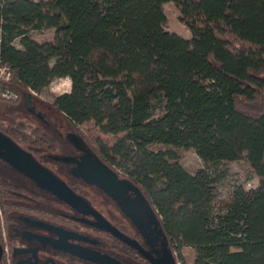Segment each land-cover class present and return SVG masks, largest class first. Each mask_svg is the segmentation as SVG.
<instances>
[{
    "label": "trees",
    "instance_id": "trees-1",
    "mask_svg": "<svg viewBox=\"0 0 264 264\" xmlns=\"http://www.w3.org/2000/svg\"><path fill=\"white\" fill-rule=\"evenodd\" d=\"M170 2L191 38L167 29ZM45 30L50 40L33 36ZM0 66L13 74L3 86L24 89L10 102L70 78L51 106L140 184L182 263L264 264V0H0ZM3 131L36 152L59 147L41 126ZM181 148L206 167L187 171ZM238 160L259 183L220 198Z\"/></svg>",
    "mask_w": 264,
    "mask_h": 264
},
{
    "label": "flooded vegetation",
    "instance_id": "flooded-vegetation-1",
    "mask_svg": "<svg viewBox=\"0 0 264 264\" xmlns=\"http://www.w3.org/2000/svg\"><path fill=\"white\" fill-rule=\"evenodd\" d=\"M71 133L64 140L56 130L60 151L36 152L21 145L83 198L87 206L78 210L39 187L7 162L0 150V190L6 194L0 218V264H179L172 239L140 184L121 175ZM95 157L116 173L114 190L85 177ZM64 240L91 253L87 257L68 254L56 247L67 245Z\"/></svg>",
    "mask_w": 264,
    "mask_h": 264
},
{
    "label": "rangeland",
    "instance_id": "rangeland-1",
    "mask_svg": "<svg viewBox=\"0 0 264 264\" xmlns=\"http://www.w3.org/2000/svg\"><path fill=\"white\" fill-rule=\"evenodd\" d=\"M168 21L166 24L167 29L179 33L180 35L191 38L192 32L189 27L181 20L180 9L174 3H167L164 6ZM54 35V30H45L41 32H34L33 36L40 42L50 40ZM15 45L20 47V40L15 41ZM5 67V66H3ZM0 66V81L9 82L13 81V74H9L8 70H1ZM11 73V71H10ZM69 78H57L42 92L37 93L30 90L33 93L31 104L32 108L36 110L32 112L31 104L27 100L19 102H10V100L0 98V129H6L10 125H16L20 122L30 124L32 126H41L46 130L53 131L56 134V130L61 132V136L65 138L68 132H73V129L55 108L51 105L55 98L63 93L68 92ZM14 90L23 92L24 89L21 86L13 85ZM72 88V85H71ZM31 110V111H30ZM41 114V115H40ZM79 130L84 131L83 127H79ZM78 132V130L76 129ZM79 131V132H81ZM25 145V144H24ZM27 146V145H26ZM55 151H60L57 147ZM180 154V162L183 167L194 174L199 169L205 168L204 161L191 149H178ZM228 165V177L219 183L220 198L229 196L230 190L233 185H242L246 189L255 188L259 180L253 174L250 165L244 160L230 161ZM1 203V200H0ZM2 205V204H1ZM183 258L186 263H191L194 260L195 252L190 247H184L182 249ZM179 264H184L178 259Z\"/></svg>",
    "mask_w": 264,
    "mask_h": 264
},
{
    "label": "water",
    "instance_id": "water-1",
    "mask_svg": "<svg viewBox=\"0 0 264 264\" xmlns=\"http://www.w3.org/2000/svg\"><path fill=\"white\" fill-rule=\"evenodd\" d=\"M26 100L29 102V104H31L32 99L29 94H26ZM31 109L34 111L32 107ZM71 134L75 137L81 138L73 132ZM0 150H4L3 158L7 162H9L21 173L35 181L36 184L42 189L51 192L53 195L57 196L59 199L68 203L77 210L78 208L80 209V206H87L83 198L78 196L66 182L56 176L47 166L43 165V163L37 160L32 151L25 149L20 143L1 130ZM85 177L87 179L90 178L92 182L97 183L108 190H114L115 185L118 183L116 173L110 170L108 166L104 164V162L98 157L90 159L89 166L85 169ZM148 209L151 212L152 209L150 206H148ZM110 228L117 234V232L114 231V228ZM64 243L67 245L57 244L56 247L73 256L83 257L84 255L87 257L86 253H91L88 250H83L84 248L76 245L75 243H71L66 240H64ZM2 254L3 248L0 245V260L2 258ZM97 260L102 259L98 258Z\"/></svg>",
    "mask_w": 264,
    "mask_h": 264
},
{
    "label": "built area",
    "instance_id": "built-area-1",
    "mask_svg": "<svg viewBox=\"0 0 264 264\" xmlns=\"http://www.w3.org/2000/svg\"><path fill=\"white\" fill-rule=\"evenodd\" d=\"M3 69L8 70V71L10 70L8 67L2 66L1 70L3 71ZM9 74H11L10 71H9ZM2 83H3V81L0 82V98L11 100V101L18 100L19 99V93L10 87L3 86ZM2 217H3V208H2V205L0 203V218H2Z\"/></svg>",
    "mask_w": 264,
    "mask_h": 264
},
{
    "label": "clouds",
    "instance_id": "clouds-1",
    "mask_svg": "<svg viewBox=\"0 0 264 264\" xmlns=\"http://www.w3.org/2000/svg\"><path fill=\"white\" fill-rule=\"evenodd\" d=\"M67 91H68V92L71 91V80H70V78H69V81H68Z\"/></svg>",
    "mask_w": 264,
    "mask_h": 264
},
{
    "label": "bare ground",
    "instance_id": "bare-ground-1",
    "mask_svg": "<svg viewBox=\"0 0 264 264\" xmlns=\"http://www.w3.org/2000/svg\"><path fill=\"white\" fill-rule=\"evenodd\" d=\"M4 82V81H3Z\"/></svg>",
    "mask_w": 264,
    "mask_h": 264
}]
</instances>
